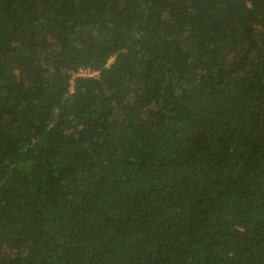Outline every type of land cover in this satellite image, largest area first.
I'll list each match as a JSON object with an SVG mask.
<instances>
[{
  "label": "trees",
  "instance_id": "obj_1",
  "mask_svg": "<svg viewBox=\"0 0 264 264\" xmlns=\"http://www.w3.org/2000/svg\"><path fill=\"white\" fill-rule=\"evenodd\" d=\"M0 264H264V0H0Z\"/></svg>",
  "mask_w": 264,
  "mask_h": 264
},
{
  "label": "built area",
  "instance_id": "obj_2",
  "mask_svg": "<svg viewBox=\"0 0 264 264\" xmlns=\"http://www.w3.org/2000/svg\"><path fill=\"white\" fill-rule=\"evenodd\" d=\"M77 74H81V75H97L98 71L97 70H92V69H90V67H83L77 72Z\"/></svg>",
  "mask_w": 264,
  "mask_h": 264
}]
</instances>
